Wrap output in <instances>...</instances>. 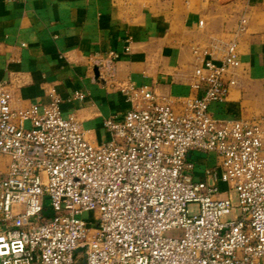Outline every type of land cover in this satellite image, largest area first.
Returning <instances> with one entry per match:
<instances>
[{
	"label": "built area",
	"instance_id": "2783aa9c",
	"mask_svg": "<svg viewBox=\"0 0 264 264\" xmlns=\"http://www.w3.org/2000/svg\"><path fill=\"white\" fill-rule=\"evenodd\" d=\"M245 28L190 49L184 97L116 86L124 110L104 139L63 116L55 90L13 109L0 82V264H264V116L210 109L231 101ZM118 59L93 56L104 86Z\"/></svg>",
	"mask_w": 264,
	"mask_h": 264
},
{
	"label": "crops",
	"instance_id": "0c3cea01",
	"mask_svg": "<svg viewBox=\"0 0 264 264\" xmlns=\"http://www.w3.org/2000/svg\"><path fill=\"white\" fill-rule=\"evenodd\" d=\"M240 17L237 85L230 102L210 109L218 118L264 116V0H0V82L13 109L46 103L55 90L62 115L74 114L104 139L102 120L124 110L116 86L186 96L190 49L210 37L232 39ZM109 51L119 54L113 88L94 76L91 62ZM204 163L196 156L197 174Z\"/></svg>",
	"mask_w": 264,
	"mask_h": 264
},
{
	"label": "rangeland",
	"instance_id": "374dc122",
	"mask_svg": "<svg viewBox=\"0 0 264 264\" xmlns=\"http://www.w3.org/2000/svg\"><path fill=\"white\" fill-rule=\"evenodd\" d=\"M112 90V89H111ZM117 92V91H114V93ZM259 116V115H258ZM84 124V122H82ZM192 213V212H191ZM44 217L47 218V217H50V213L49 212H44ZM87 219H89V216H87Z\"/></svg>",
	"mask_w": 264,
	"mask_h": 264
},
{
	"label": "water",
	"instance_id": "95a60500",
	"mask_svg": "<svg viewBox=\"0 0 264 264\" xmlns=\"http://www.w3.org/2000/svg\"><path fill=\"white\" fill-rule=\"evenodd\" d=\"M94 76L97 78V70L96 69H94Z\"/></svg>",
	"mask_w": 264,
	"mask_h": 264
}]
</instances>
